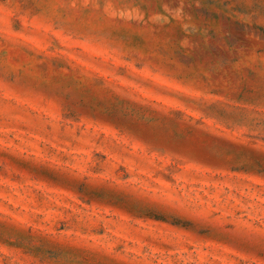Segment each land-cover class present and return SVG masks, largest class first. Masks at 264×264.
<instances>
[{"label":"rangeland","instance_id":"rangeland-1","mask_svg":"<svg viewBox=\"0 0 264 264\" xmlns=\"http://www.w3.org/2000/svg\"><path fill=\"white\" fill-rule=\"evenodd\" d=\"M0 264H264V0H0Z\"/></svg>","mask_w":264,"mask_h":264}]
</instances>
